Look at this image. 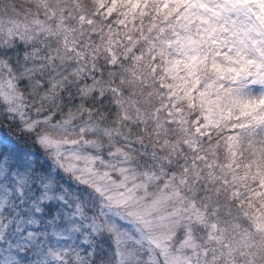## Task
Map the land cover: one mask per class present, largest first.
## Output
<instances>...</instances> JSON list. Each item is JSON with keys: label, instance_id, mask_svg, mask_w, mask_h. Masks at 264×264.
I'll use <instances>...</instances> for the list:
<instances>
[{"label": "snow or ice", "instance_id": "obj_1", "mask_svg": "<svg viewBox=\"0 0 264 264\" xmlns=\"http://www.w3.org/2000/svg\"><path fill=\"white\" fill-rule=\"evenodd\" d=\"M37 3L46 19L0 25V264H193L190 251L196 264H236L238 249H256L241 252L256 264L264 252V141H256L264 134V0H113L166 90L165 123H185L176 105L186 104L199 111L192 132L216 134L193 143L200 154L179 173L155 151L134 152L141 141L109 125L117 90L95 68L85 75V66L65 68V56L51 54L69 26L48 0ZM242 144L251 158L242 159ZM201 180L205 194L189 196ZM221 198L229 213L235 201L229 229L219 226ZM202 229L218 247L197 242Z\"/></svg>", "mask_w": 264, "mask_h": 264}, {"label": "clouds", "instance_id": "obj_2", "mask_svg": "<svg viewBox=\"0 0 264 264\" xmlns=\"http://www.w3.org/2000/svg\"><path fill=\"white\" fill-rule=\"evenodd\" d=\"M49 12L55 10L57 15H63L64 21L67 22L69 30L67 34L61 33L53 38L51 54L56 55L57 50L65 56L64 67L73 69L81 65L87 68L85 75L90 74L95 68L97 79L104 82L106 88L117 90L116 98L120 101L109 105L111 115L107 117L110 126L118 128L130 141L139 139L141 143H135L134 152L150 154L155 151L158 155L166 157V167L181 172L187 165L192 167L193 159L200 154L199 147L193 148V143L207 145L214 142L216 134L210 137L196 136L192 129L193 121L199 116L198 109L187 107L186 104H177L176 108L183 110V116L180 117L185 123L166 124L169 120L167 115L168 109L164 107L169 103L166 98V90L160 88L157 80L149 72L151 61L145 53L146 45L143 40L139 39V33L131 28V21L127 27L122 26L118 21L122 18L124 11L123 5L114 7L113 0H48ZM109 9H113L109 12ZM39 15L41 19H46L48 13L44 8L38 5L37 0H0V25L7 28L13 23L28 25L31 27V21ZM85 19L81 21L80 17ZM150 17L144 18V26L147 27ZM88 21H91L89 24ZM54 23V21H53ZM141 21L136 20L139 25ZM129 37L133 38L135 43L129 42ZM40 39L47 40L41 36ZM67 41V43H65ZM66 48H71V52H65ZM135 48V51L132 49ZM45 53L42 52L41 55ZM143 56V59H137ZM159 75V73H157ZM111 97V92L108 93ZM32 103V101H28ZM36 107H40L37 102ZM46 106L45 110H47ZM53 112L59 115V105L53 107ZM33 115H38L33 112ZM125 116L127 119H125ZM176 119L175 116L172 117ZM164 125V128L158 125ZM187 130L184 131V130ZM166 131V134H165ZM157 133H160L157 136ZM191 133V135H188ZM187 136L189 143L185 144ZM257 144L264 141V134L258 133L256 136ZM174 148V151L172 150ZM242 159L251 158L252 153L246 144L240 147ZM218 159L224 160L223 150L218 152ZM201 165L203 162H200ZM218 175H223L217 170ZM251 184L252 182L249 181ZM195 184L190 179L188 187ZM202 185L204 181L196 185L198 191L188 192V195L199 199L205 193ZM241 196L246 198L247 192L241 187ZM233 205L231 213L223 207V198H221V207L219 213V226L224 229L230 228V221L236 215L235 201H229ZM214 219V218H212ZM244 226L248 227L247 222ZM250 231H253L249 228ZM206 229L195 232L197 242L209 249L218 247L215 244H209L206 238ZM229 235L231 232L229 231ZM256 240L261 237L254 233ZM199 251V250H197ZM253 251L256 249H238L235 252L236 264H248L250 259L241 252ZM193 256V264H196V255L188 252ZM212 253L209 252V259ZM200 260L204 257L200 256ZM256 264H264V252H259L255 256Z\"/></svg>", "mask_w": 264, "mask_h": 264}]
</instances>
